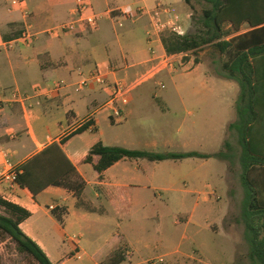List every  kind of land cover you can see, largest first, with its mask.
Returning <instances> with one entry per match:
<instances>
[{
	"label": "crops",
	"instance_id": "1",
	"mask_svg": "<svg viewBox=\"0 0 264 264\" xmlns=\"http://www.w3.org/2000/svg\"><path fill=\"white\" fill-rule=\"evenodd\" d=\"M23 1L29 18L0 1V151L19 167L55 143L86 184L80 200L59 187L49 186L33 195L19 185L0 184V198L31 214L20 224L23 233L53 264H101L117 250L124 252L122 264H147L152 258L163 259L153 264H216L226 256L225 244L234 263L238 242L224 236L225 244H220L221 237L213 236L209 225L222 224L223 219L207 213L208 196L220 194L221 188L228 191L225 161L124 159L101 175L85 163L97 142L156 153L177 148L182 150L177 153L214 154L220 150L225 131L236 121L235 94L239 89L232 81L209 76L200 65L192 69L188 62L182 68L184 73L164 74L162 79L177 87L173 92L163 91L165 83L163 89L153 90L151 82L132 90L120 120L111 116L107 106L115 82H133L153 67L147 37L149 13L158 5L168 6L179 14L187 30L194 7L183 0H85L100 15L98 29L81 26L54 39L43 32L70 20L75 0ZM27 23L36 34L33 41L5 50L3 43L17 37ZM153 47L159 54L166 53L161 40ZM258 65L264 67V61ZM94 70L103 74L105 84L78 89L77 83ZM58 82L65 84L58 92L46 96L33 93L34 87L52 88ZM221 88L231 89V104L228 92ZM260 115L258 124L264 129V111ZM87 119L92 125L86 131L63 135ZM97 161L98 157H93V162ZM180 183L183 190L176 189ZM157 188L195 196L194 207L200 204L203 213L195 217L191 212L184 225L185 235L176 241H135L123 233L124 240L117 239L116 232L133 209L145 210L153 204ZM50 207L63 210L62 224ZM137 218L160 219L150 213ZM103 225L115 231L103 237ZM157 249L163 253L156 256Z\"/></svg>",
	"mask_w": 264,
	"mask_h": 264
},
{
	"label": "trees",
	"instance_id": "2",
	"mask_svg": "<svg viewBox=\"0 0 264 264\" xmlns=\"http://www.w3.org/2000/svg\"><path fill=\"white\" fill-rule=\"evenodd\" d=\"M183 1L190 8L204 3L199 30L185 36L166 33L162 36V45L168 55H187L204 46L212 47L223 59L220 75L238 86L236 121L228 126V131L234 134L239 148V181L243 190L240 221L248 246L249 264H264V129H260L258 124L264 111V67L258 65L264 61V0ZM243 27L247 28L245 32L227 38ZM91 125V122L83 125L76 134L83 133ZM222 147L223 150L214 154L156 153L110 147L97 142L89 150L85 163L91 164L100 175L124 159L162 162L215 158L231 163L234 152L231 144L224 141ZM93 157H98L96 163ZM18 170L17 184L33 195L54 186L71 192L80 200L86 186L55 143L19 166ZM62 211L61 208L51 210L60 224L63 223ZM30 216L27 210L0 198V232L14 243L18 253L30 256L37 264H53L20 229V224ZM124 261V252L117 250L101 264H122Z\"/></svg>",
	"mask_w": 264,
	"mask_h": 264
},
{
	"label": "rangeland",
	"instance_id": "3",
	"mask_svg": "<svg viewBox=\"0 0 264 264\" xmlns=\"http://www.w3.org/2000/svg\"><path fill=\"white\" fill-rule=\"evenodd\" d=\"M203 7L204 6L202 4H194V12H192V14L190 13L191 15L189 16V27L187 29V34H193L199 30V20L201 19ZM245 30H247L246 27L241 28V31ZM232 36L233 34L228 36L227 38H230ZM222 60V57L212 47L204 46L194 53L179 57L174 65V70L163 71L159 75L157 74L154 79L142 84V86L151 82L150 84L152 85L153 90H158L160 88V85L165 83V89L163 91L167 93L173 92L177 89V87L174 86V84H172L168 79L163 80L162 76L164 74H170V76H175L179 73H182V68H184V65L188 62H191L190 66L192 69L197 65H200V68L203 71L207 72L209 76H216L222 81L227 82L228 80H226L220 75V66ZM196 89H200L198 85L196 86ZM223 89L226 93L228 92L230 99L229 102L231 104V89L221 88L220 90ZM237 95L238 91L235 94L236 99ZM224 141H228L234 150L232 162L229 163L225 161V164L227 166L226 181L228 184V191L225 192L224 189L221 188L219 190L220 194L208 196L209 201L207 203L209 211L207 213L211 214L213 218L223 219L222 224L214 223L209 225V228L213 232V236L221 237L219 238V241L220 244L223 245L225 244V240L223 237L232 236L238 242V251L233 263L232 257L229 256L230 247L229 245L225 244L224 250L226 251V256L224 260H217L216 264H249V260L246 253L248 252V246L243 237L244 228L240 221L243 190L239 181V175L241 172L240 165L238 163L239 148L237 146L235 136L232 132L228 130L225 131ZM222 146L220 150H223ZM180 151H182L180 148L173 150V152ZM211 181L215 183V179L212 178ZM176 189L183 190V184H178ZM105 196L106 195L103 196V204H105V200H107ZM153 198L154 202L151 206H149L150 208L147 207L145 210L133 209L131 216L128 219H125L124 222H122V225L119 228L120 231L118 230L116 232L117 239L123 241L125 235L126 237L135 241L154 240L162 238L176 241L185 235L186 232L184 225L193 215L191 214V212L194 213L195 217H199L203 213L202 206H200V204L198 205V207H194L195 196L193 195H180L175 190H170V192L167 193L165 190L157 188V190L153 192ZM205 208H207V206H205ZM142 213L143 215L145 213L155 214L159 216L160 219H138L137 215H141ZM110 231H115V228L103 225V237H105ZM162 253L163 252L161 251V249H157L155 255L157 256ZM193 254L198 256L196 252H193ZM155 261L159 262V259L152 258L147 262V264H153ZM0 264L37 263L30 256L18 253L14 243L0 232Z\"/></svg>",
	"mask_w": 264,
	"mask_h": 264
},
{
	"label": "built area",
	"instance_id": "4",
	"mask_svg": "<svg viewBox=\"0 0 264 264\" xmlns=\"http://www.w3.org/2000/svg\"><path fill=\"white\" fill-rule=\"evenodd\" d=\"M3 1L9 4L11 8L20 9L25 18L30 17V12L23 0ZM99 21L100 15L94 12L85 0H75V6L71 11L70 20L47 29L43 34L56 39L65 34L76 32L81 26H86L89 30L94 31L98 29ZM149 22L150 28L147 32V37L150 45L149 51L151 53V62L154 63L153 67L136 78L133 82L125 83L123 81H117L113 84L111 97L107 102V106L109 107L111 116L116 120L122 118L121 110L123 106L128 103L127 96L132 90L154 79L157 74L163 71L174 70L176 60L179 57L184 56V54H159L153 47L154 42L161 40L162 36L166 33H172L177 36H185L187 34V30L183 27L179 14L174 12V10L168 6L158 5L149 13ZM239 33H241V30L235 34ZM35 36L36 34L31 31L30 24L27 23L17 37L3 43V48L5 50H12L17 46H27L33 41ZM104 84L105 79L103 74L98 70H94L77 83V88L82 90L92 85L102 86ZM64 87L65 84L63 82L56 83L52 88H41L37 86L33 88V93L36 96H46L53 92H58ZM160 88L163 89L164 85L161 84ZM89 122L90 119H87L84 123L69 127L63 132V135L70 136ZM0 158V184L9 183L14 186L18 185L16 182L17 177L20 174L18 166L11 161L5 151H0ZM50 209L53 210L54 208L50 207ZM162 261V259H159V262Z\"/></svg>",
	"mask_w": 264,
	"mask_h": 264
}]
</instances>
